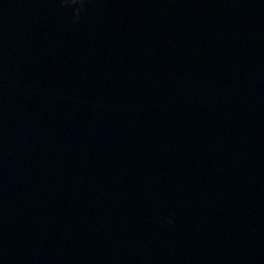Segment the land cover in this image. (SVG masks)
<instances>
[{"label": "water", "instance_id": "95a60500", "mask_svg": "<svg viewBox=\"0 0 264 264\" xmlns=\"http://www.w3.org/2000/svg\"><path fill=\"white\" fill-rule=\"evenodd\" d=\"M0 264H264V0H0Z\"/></svg>", "mask_w": 264, "mask_h": 264}]
</instances>
